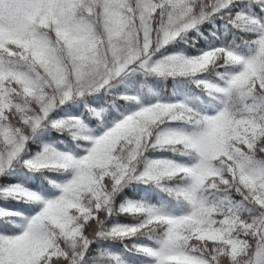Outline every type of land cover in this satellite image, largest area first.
<instances>
[{
  "label": "snow or ice",
  "instance_id": "obj_1",
  "mask_svg": "<svg viewBox=\"0 0 264 264\" xmlns=\"http://www.w3.org/2000/svg\"><path fill=\"white\" fill-rule=\"evenodd\" d=\"M0 264H264V0H0Z\"/></svg>",
  "mask_w": 264,
  "mask_h": 264
},
{
  "label": "trees",
  "instance_id": "obj_2",
  "mask_svg": "<svg viewBox=\"0 0 264 264\" xmlns=\"http://www.w3.org/2000/svg\"><path fill=\"white\" fill-rule=\"evenodd\" d=\"M161 87L163 88V90L165 92H170L171 91V85H170V83L167 84V85L162 84Z\"/></svg>",
  "mask_w": 264,
  "mask_h": 264
}]
</instances>
